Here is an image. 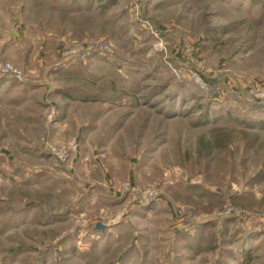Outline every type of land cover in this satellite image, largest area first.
<instances>
[{"label": "rangeland", "instance_id": "374dc122", "mask_svg": "<svg viewBox=\"0 0 264 264\" xmlns=\"http://www.w3.org/2000/svg\"><path fill=\"white\" fill-rule=\"evenodd\" d=\"M0 62V264H264V0H0Z\"/></svg>", "mask_w": 264, "mask_h": 264}, {"label": "built area", "instance_id": "2783aa9c", "mask_svg": "<svg viewBox=\"0 0 264 264\" xmlns=\"http://www.w3.org/2000/svg\"><path fill=\"white\" fill-rule=\"evenodd\" d=\"M69 49V52H65V54L78 58L87 56L90 52L105 54L111 51L110 45L105 41L85 43L82 48H78L79 50L71 48ZM2 76H12L21 82L26 80V75L19 68L9 62H0V77ZM191 76L198 75L196 72H191ZM197 81L200 82L202 86L204 85V82L202 80ZM249 92L253 98L257 100H264V83L250 86ZM72 149V146L66 147V145H59L53 146L51 148V151L57 158L62 160L69 154ZM126 187L129 186L125 184L123 187H120L118 191H120L121 188ZM153 194L154 192L151 190H146L145 192L146 196H152Z\"/></svg>", "mask_w": 264, "mask_h": 264}, {"label": "water", "instance_id": "95a60500", "mask_svg": "<svg viewBox=\"0 0 264 264\" xmlns=\"http://www.w3.org/2000/svg\"><path fill=\"white\" fill-rule=\"evenodd\" d=\"M97 227H98L99 229H102V230L104 229V225L101 224V223H98V224H97Z\"/></svg>", "mask_w": 264, "mask_h": 264}, {"label": "trees", "instance_id": "16d2710c", "mask_svg": "<svg viewBox=\"0 0 264 264\" xmlns=\"http://www.w3.org/2000/svg\"><path fill=\"white\" fill-rule=\"evenodd\" d=\"M70 96L69 97H74V96H72V94H69ZM83 99H84V97H82ZM81 97L79 98V99H82ZM87 99L89 98V97H86ZM84 100H86V99H84Z\"/></svg>", "mask_w": 264, "mask_h": 264}, {"label": "crops", "instance_id": "0c3cea01", "mask_svg": "<svg viewBox=\"0 0 264 264\" xmlns=\"http://www.w3.org/2000/svg\"><path fill=\"white\" fill-rule=\"evenodd\" d=\"M101 109H102V108H97V112L102 111ZM98 110H99V111H98Z\"/></svg>", "mask_w": 264, "mask_h": 264}]
</instances>
